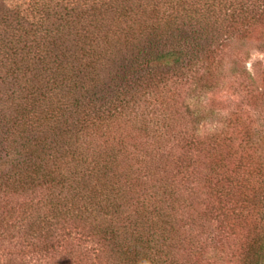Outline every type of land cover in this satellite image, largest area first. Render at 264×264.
<instances>
[{
  "label": "trees",
  "instance_id": "obj_1",
  "mask_svg": "<svg viewBox=\"0 0 264 264\" xmlns=\"http://www.w3.org/2000/svg\"><path fill=\"white\" fill-rule=\"evenodd\" d=\"M250 47L264 0H0V264H264Z\"/></svg>",
  "mask_w": 264,
  "mask_h": 264
},
{
  "label": "rangeland",
  "instance_id": "obj_2",
  "mask_svg": "<svg viewBox=\"0 0 264 264\" xmlns=\"http://www.w3.org/2000/svg\"><path fill=\"white\" fill-rule=\"evenodd\" d=\"M9 4H22L25 0H6ZM249 58H248V68L252 71V73L255 75V78H258V74L262 71L264 68V50L258 49L256 47H250L249 50ZM238 96L230 95L229 101L227 99L222 100L221 104L219 105L222 109V112L226 113L230 109L237 108ZM219 109V107H216Z\"/></svg>",
  "mask_w": 264,
  "mask_h": 264
}]
</instances>
